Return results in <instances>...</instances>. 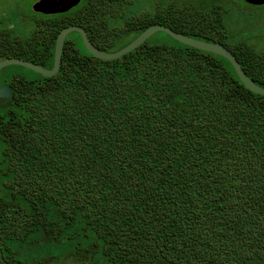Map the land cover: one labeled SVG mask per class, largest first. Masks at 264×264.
<instances>
[{
  "label": "trees",
  "instance_id": "16d2710c",
  "mask_svg": "<svg viewBox=\"0 0 264 264\" xmlns=\"http://www.w3.org/2000/svg\"><path fill=\"white\" fill-rule=\"evenodd\" d=\"M133 6L81 0L54 15L28 8L27 35L0 28V61L51 69L56 37L72 25L103 52L163 25L226 47L264 88V51L226 25L219 2ZM160 34L166 39L152 35L103 61L70 33L53 77L0 71V89L10 92L0 105L9 178L0 191V264H46L21 261L7 245L33 236L59 244L81 232L92 239L85 252H97L91 264H264V96L224 58Z\"/></svg>",
  "mask_w": 264,
  "mask_h": 264
},
{
  "label": "rangeland",
  "instance_id": "374dc122",
  "mask_svg": "<svg viewBox=\"0 0 264 264\" xmlns=\"http://www.w3.org/2000/svg\"><path fill=\"white\" fill-rule=\"evenodd\" d=\"M35 0H0V28H12L16 35L25 36L31 30V25H23L24 11L31 6ZM37 0L36 2H38ZM134 6L131 10L141 11L153 9L158 0H132ZM166 2L167 0H162ZM193 2L194 0H185ZM213 1V0H210ZM227 10L226 22L236 31L243 30L253 37L252 42L258 45V49L264 51V9H256L242 0H215ZM251 6V7H250ZM130 10V9H129ZM154 38L165 40L160 33L154 34ZM4 145L0 142V191L8 181L6 172V159L4 157ZM81 232L79 238L64 241L59 244H48L41 242L38 237L28 240L25 244L11 242L7 245L15 256L24 262L44 260L46 264H91L97 257V252L91 251L88 255L85 248L92 243L89 237L83 238ZM90 259V260H89ZM76 261V262H75Z\"/></svg>",
  "mask_w": 264,
  "mask_h": 264
},
{
  "label": "water",
  "instance_id": "95a60500",
  "mask_svg": "<svg viewBox=\"0 0 264 264\" xmlns=\"http://www.w3.org/2000/svg\"><path fill=\"white\" fill-rule=\"evenodd\" d=\"M80 1L81 0H39L38 2L32 5L31 9L34 12L41 13L44 15L61 14V13H66L72 8L76 7L80 3ZM242 1L251 6H257V7L264 6V0H242ZM70 33L79 34L85 50L92 57L103 61H112L119 59L122 56L130 53L131 51L141 46L152 35L156 33H165L173 40L183 45L197 49L199 51L212 53L214 55H218L224 58L230 63L238 79L247 90H249L254 94L264 96V88L257 86L250 79H248V77L241 69L239 63L236 61L235 57L226 47L220 44L208 43L183 36L163 25L150 26L149 28L144 30L139 36H137L133 41H131L128 45L115 52H103L96 49L95 46L89 41L87 34L82 27L76 25L68 26L62 29L56 37L55 45H54V53H53V67L51 69H45L29 61L9 58L0 61V71L6 67L19 66L28 69L44 78L53 77L60 68L64 41ZM9 98H10V92L8 91V89L7 88L0 89V105H3V103Z\"/></svg>",
  "mask_w": 264,
  "mask_h": 264
},
{
  "label": "flooded vegetation",
  "instance_id": "af4514ba",
  "mask_svg": "<svg viewBox=\"0 0 264 264\" xmlns=\"http://www.w3.org/2000/svg\"><path fill=\"white\" fill-rule=\"evenodd\" d=\"M227 16V13L225 14ZM226 20V19H225ZM226 25H229L227 22H226Z\"/></svg>",
  "mask_w": 264,
  "mask_h": 264
}]
</instances>
